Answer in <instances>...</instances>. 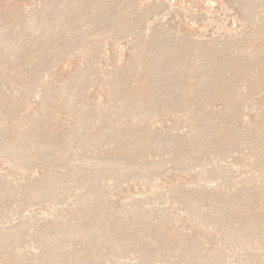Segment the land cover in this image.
Wrapping results in <instances>:
<instances>
[{
    "label": "rangeland",
    "instance_id": "obj_1",
    "mask_svg": "<svg viewBox=\"0 0 264 264\" xmlns=\"http://www.w3.org/2000/svg\"><path fill=\"white\" fill-rule=\"evenodd\" d=\"M0 264H264V0H0Z\"/></svg>",
    "mask_w": 264,
    "mask_h": 264
}]
</instances>
